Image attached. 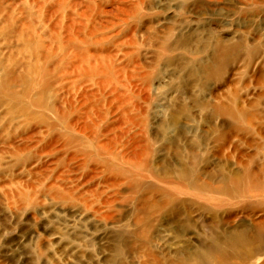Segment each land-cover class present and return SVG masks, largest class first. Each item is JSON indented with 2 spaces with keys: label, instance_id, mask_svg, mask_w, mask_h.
<instances>
[{
  "label": "rangeland",
  "instance_id": "obj_1",
  "mask_svg": "<svg viewBox=\"0 0 264 264\" xmlns=\"http://www.w3.org/2000/svg\"><path fill=\"white\" fill-rule=\"evenodd\" d=\"M262 184L264 0H0V264H171Z\"/></svg>",
  "mask_w": 264,
  "mask_h": 264
},
{
  "label": "bare ground",
  "instance_id": "obj_2",
  "mask_svg": "<svg viewBox=\"0 0 264 264\" xmlns=\"http://www.w3.org/2000/svg\"><path fill=\"white\" fill-rule=\"evenodd\" d=\"M222 172L223 171H221L220 175L221 179L215 186L211 183L200 185L197 181L193 182L192 185L194 188L198 187L199 189L202 188L207 191H215L217 194H221L225 193L229 185L236 186L237 183L245 179L244 174L230 173L224 175ZM177 173L186 174L184 169H179ZM195 177L198 179V176ZM262 185L264 187V184ZM252 189L254 191V188ZM242 191L240 190V192ZM213 192L211 194H213ZM251 192L252 191H250V193ZM251 194L255 195L256 193L254 192ZM190 226H192V224H190ZM254 227L255 230L253 232L249 231L246 227H234L228 221H220L216 224V229L212 233V236H210V241L208 243L200 242L197 248L189 250L191 253L189 256L182 255L171 264H250L259 256H263V260L259 264H264V220L254 224Z\"/></svg>",
  "mask_w": 264,
  "mask_h": 264
}]
</instances>
